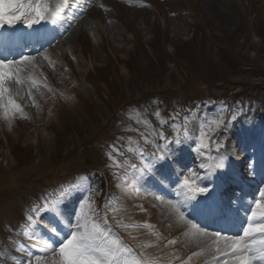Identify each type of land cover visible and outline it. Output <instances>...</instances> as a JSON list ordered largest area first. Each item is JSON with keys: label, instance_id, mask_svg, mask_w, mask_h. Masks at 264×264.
Returning <instances> with one entry per match:
<instances>
[{"label": "rangeland", "instance_id": "obj_1", "mask_svg": "<svg viewBox=\"0 0 264 264\" xmlns=\"http://www.w3.org/2000/svg\"><path fill=\"white\" fill-rule=\"evenodd\" d=\"M211 3L215 4L219 11L227 14L229 20L226 23L224 20L217 19L211 12ZM89 8L70 30L65 45L54 52H49L56 59L45 64L44 59L39 60L40 56H37L39 65L36 64L26 73L28 93L20 92L5 82L9 93H5L4 102L6 103L9 97L12 98L16 104L20 105V111H15L11 106H8L6 113L4 109H0V225L2 232L12 228L11 223L17 222L13 220L14 218L21 215L25 217L28 214L30 204H27V210L25 204L32 201L30 199L32 192L38 195L39 189L61 181V179L52 178L58 169L62 176L67 172L65 177H71L83 167L81 163L84 160L88 159V162L92 163L95 155L101 154L99 150L89 147L84 150V147H80L74 154V158L70 157L63 151L62 140L72 139L90 143L96 139H103L105 132L97 130L96 124L105 125L110 122L108 129L115 130L125 127L130 129L133 122L138 119L140 122L149 123V115H145V111L142 112L143 96L140 92V89L146 86V82L151 87V91L148 90L146 93V101L150 98L155 110H160L161 113H165L164 109H166L163 101L166 102L174 95L181 94L188 103H192L200 95L226 97L225 90L229 91L236 87V90L240 89V92H244L243 96L244 94L249 97L255 96L256 103L259 100L264 101V78L255 77H259V74L264 75V30L261 31L262 28L264 29V0H95ZM159 14L162 16L159 17ZM198 18L202 20V24L196 22ZM160 22L162 27L166 28L164 35H162L163 29L161 32ZM202 26L205 32H211L210 37L202 36L200 31ZM134 33L141 36L142 42L148 46L151 55L161 61H167V59L161 53L158 38H167V50L173 53L175 60L178 58L177 64L173 63L175 60L168 59L167 71L160 64L157 68L148 70V73H145L144 69H137L138 58L146 60L147 55L142 52L141 45L136 43L137 40L133 39ZM234 39L237 41L236 47L240 45L237 51H232L236 54L223 52V48L216 46L219 43L226 46L224 42L230 43ZM189 40H191L190 43ZM69 54L72 58L68 65L70 70L64 71L61 60L68 58ZM108 54L122 59L121 62L114 59L116 62L111 68L112 73H118L116 76L118 102L112 101L109 88L104 87L101 93H97L88 86L89 69L96 67L99 70L109 64ZM236 56L255 62L260 70L247 71L248 69L237 67ZM187 68H190L191 72L186 70ZM164 71L168 75V80L163 79ZM65 77L75 78L79 82L78 88L82 94L80 101L72 97L69 86L60 88L64 89L62 90L64 93L58 91V99L53 93L51 94L48 81L49 84L50 82L58 85L71 84L72 81L64 80ZM261 79H263L261 85H257V80ZM22 81L25 82V80ZM159 95L163 98L162 102ZM131 97H134L132 103L139 106L128 105ZM58 101L63 107H59ZM24 103L31 106L36 118L35 123H32L30 118L23 117L24 111L21 107ZM261 106L263 107V104ZM114 108L119 109L122 114L120 117H111V110ZM24 110L29 113L28 110ZM256 119L257 116L251 112L236 120L234 126H237V131L250 130ZM156 122H160L158 118ZM138 126L140 127L139 123ZM68 131L72 134L67 133ZM206 132V136L211 134L207 130ZM249 135V132L246 133V136L249 137ZM217 136L220 138L222 134ZM222 140L224 141V138ZM225 143L226 141L223 146ZM18 144L23 149L16 150V147H19ZM234 145H237L236 141ZM168 150L172 151L177 158L183 154L186 157L184 162L189 161V148L186 149L178 144L175 149L172 146ZM144 164L142 162L134 168L138 175L130 179V183L135 181L131 189L137 191L143 197V204L153 211L164 240V243L158 241L156 248L147 249L146 255L156 261V258L172 259L175 260L174 264L199 262L200 260L193 255L196 253L193 248L198 243L191 234H182L185 230L175 222L176 216L170 201L155 200L154 191L145 192L143 185L147 179H145ZM34 184L42 187L33 189ZM80 202L81 200L75 194H70L69 197L60 201L63 205L61 211L64 215L61 218L64 223L59 229H62L64 224L68 225V220L75 224L76 212L82 211L85 215H91L88 207L78 208ZM95 206L97 209L94 207L93 209L99 213L97 218L99 219L102 216L101 211L99 212L98 206ZM137 206L139 207L138 203L132 205L130 213L109 211L107 218L110 224L113 225L116 222L118 225L121 220H129ZM44 209L43 206L42 214ZM26 218L28 219V216ZM102 226L108 228V222ZM26 228L25 232H31L33 222L31 228L29 225ZM62 236L63 234L60 233L58 237L61 242H63ZM27 237L31 240L28 235ZM169 240H176L177 243L167 245ZM33 241L36 243L33 249L23 248L20 254L29 255L33 259L36 256H43L40 264H51L53 259L51 253L34 255V248L41 249V246L37 245L38 241ZM129 242L135 246L139 243L136 240ZM33 264H36L35 259Z\"/></svg>", "mask_w": 264, "mask_h": 264}, {"label": "snow or ice", "instance_id": "obj_2", "mask_svg": "<svg viewBox=\"0 0 264 264\" xmlns=\"http://www.w3.org/2000/svg\"><path fill=\"white\" fill-rule=\"evenodd\" d=\"M24 7L25 5L22 3V0H0V26L5 24L12 25L24 17ZM28 7L33 14L31 19L25 20L26 26L29 28H31L33 24L45 21L49 16L56 17L58 15L55 11L49 12L48 7L42 5L40 0H37L35 6L29 5ZM101 7H103V5H101ZM17 8H20L21 11L17 14H13ZM52 22L55 23V19H53ZM30 59L31 58L27 55L20 56L19 60L16 58L8 59L7 57L0 58V109H4L5 113L8 106H11L15 111H20V105L16 104L12 98L9 97L6 103L4 102L5 93H9V88L5 87V82L14 80L15 84H22L21 73L24 72L28 66L25 65L21 68L19 65L21 62L29 61ZM13 65H17L18 67L13 68ZM157 115H159V113H157ZM217 123L225 124L226 121L221 119ZM136 131L145 143H147L148 136L139 129H136ZM184 131L186 132L187 130L184 129ZM151 134L157 136L160 140L167 141L168 144L182 143L179 131H177L174 140H169L162 131H153ZM205 135L206 132L203 125H201L198 137V148L207 147V145L203 144V137ZM129 139H131V137ZM210 142L212 141L210 140ZM111 147L117 154H122L116 145H112ZM220 147H222V145ZM217 151L219 152V147ZM138 152L140 159L143 160L145 158L144 152L142 150H138ZM153 155L155 156V153ZM216 159L217 163L215 166L223 167L222 154ZM155 160L156 163L150 165V168L154 172H159L162 166L168 163V154L161 151V154L155 157ZM132 167L135 168V165H132ZM201 167H203V165H201ZM189 171L192 170L189 169ZM205 179L206 177H200L199 180L193 179L190 182L188 177L185 176L179 182L180 187L183 189L182 195L185 204H190L191 207L195 208L201 205L203 200H207L208 197L212 195V189L204 184ZM64 195H67V193L61 194V200ZM259 196L264 198V190L260 191ZM201 197H203V199H201ZM157 199H161V197L157 196ZM170 204L178 219L183 222L184 226L189 230V232H185V235L194 234L199 237H208L209 239L215 238L212 240V244L208 246V250L210 251L214 247L217 255L213 257V260L216 264H257V262L258 264H264V203L261 202V199L255 200L251 210L247 213L248 223L243 226L242 235L235 236L225 234L223 229L209 231L205 227H202L199 222H193V218L186 217L179 203L170 202ZM62 207L63 205L60 203V200H45V211L41 214L39 222H36V228L43 226L44 228H48L53 236H59L60 232L54 225L64 223V221L60 219L64 215L61 211ZM81 208H83V204ZM109 210L115 211L110 204L105 208V213L107 214ZM216 210L213 203L210 206L199 208L201 215H209ZM36 211L39 212L40 209L37 208ZM49 212L53 215V221L51 223L45 221V217ZM89 212L91 215H85L82 211L76 212L75 224H73L71 220L67 221L68 226H70L73 231L58 245L54 244L35 229L26 233V235L34 240L42 241L41 252L45 254L51 253L53 257L51 264H157L155 259L143 253H141L140 257L134 256L132 249L126 246L120 239L110 238L112 235L111 232L108 231L106 227L102 226V224L107 223V215L97 219L99 213L95 209L90 207ZM28 220L30 222L29 227L31 228L33 217L29 216ZM118 226L152 228V226L148 224ZM257 234L261 235L262 238L259 240L255 239ZM176 243V240H169L167 245ZM167 245H165V247H167ZM193 255H196V253ZM220 257H223L222 261H220ZM34 259L36 264H40L43 260V256H36ZM22 264H33V261L26 260L23 261Z\"/></svg>", "mask_w": 264, "mask_h": 264}, {"label": "bare ground", "instance_id": "obj_3", "mask_svg": "<svg viewBox=\"0 0 264 264\" xmlns=\"http://www.w3.org/2000/svg\"><path fill=\"white\" fill-rule=\"evenodd\" d=\"M210 9H211V12H213V14H215L216 18L219 19V20H224V22L226 23V21L229 20V18L227 17V14L222 12V11H219L216 7L215 4H210ZM30 62L29 61H23L21 62V65H19V67L23 68L25 65H28ZM13 68H16L18 67L17 65H13L12 66ZM23 78V75L21 73V79ZM25 85V83H23ZM21 88V87H20ZM238 133H237V137H238ZM250 147H251V142L250 141H246L244 144H243V151L246 152V153H249L250 152ZM261 167H262V164H261ZM264 169V168H263ZM174 216H176V220L175 222L180 226L182 227L184 230H187L189 231L183 223H181V221L178 219L177 215L174 214ZM173 216V217H174ZM151 221L147 220L146 221V224L148 225H151L152 224L150 223ZM193 238L196 239V242L199 244L200 248H202L201 250V253L202 254H205V253H213L214 250V247L212 248V250H208V246L212 244V240H214L215 238H211L209 239L208 237H199L197 235H194V234H191ZM223 258L220 259V261H222ZM216 263V262H215Z\"/></svg>", "mask_w": 264, "mask_h": 264}, {"label": "trees", "instance_id": "obj_4", "mask_svg": "<svg viewBox=\"0 0 264 264\" xmlns=\"http://www.w3.org/2000/svg\"><path fill=\"white\" fill-rule=\"evenodd\" d=\"M16 150H20V147H16ZM95 177V182L97 183L98 190L97 192L101 191L104 186V178L101 177L99 174L95 173L93 174ZM4 250V249H3Z\"/></svg>", "mask_w": 264, "mask_h": 264}]
</instances>
